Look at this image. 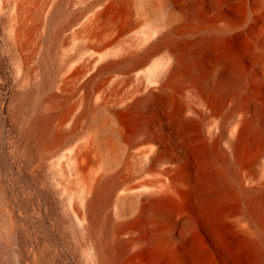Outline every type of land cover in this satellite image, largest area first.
I'll list each match as a JSON object with an SVG mask.
<instances>
[{
	"label": "bare ground",
	"instance_id": "bare-ground-1",
	"mask_svg": "<svg viewBox=\"0 0 264 264\" xmlns=\"http://www.w3.org/2000/svg\"><path fill=\"white\" fill-rule=\"evenodd\" d=\"M157 1L136 19L133 0H94L62 19L58 0L35 23L17 2L18 51L45 27L52 54L70 30L83 40L79 61L42 66L37 79L33 54H17L24 101L49 88L24 136L47 156L67 150L57 171L76 187L65 229L83 264H219L223 220L264 264V0ZM236 36L243 48L223 49ZM3 246L0 231V264H19Z\"/></svg>",
	"mask_w": 264,
	"mask_h": 264
},
{
	"label": "rangeland",
	"instance_id": "rangeland-1",
	"mask_svg": "<svg viewBox=\"0 0 264 264\" xmlns=\"http://www.w3.org/2000/svg\"><path fill=\"white\" fill-rule=\"evenodd\" d=\"M18 1L33 17L34 23L45 22L58 0H0V231L3 247L12 251L19 264H83L74 253L65 229L70 221L75 190L73 174L57 171L58 162L65 163L66 149L57 156L41 152L34 140L24 136V126L30 118L36 100H45L48 85L35 93L34 101L25 102L23 97V71L18 69L17 54H33L28 69L32 77L39 78L40 70H52L66 56L72 55L71 64L81 59L77 48L83 40L72 30L65 33V41L52 54L56 40L51 32L39 29L23 48L13 46L10 37L9 18ZM65 19L69 14L87 8L94 0H66ZM151 0H134L133 19L142 16L140 9L146 8ZM158 4L157 0H153ZM88 10L85 15L88 16ZM90 11V12H89ZM241 16L240 8L229 11ZM85 17V16H84ZM241 37H232L222 44L223 49H242ZM54 55V56H53ZM44 57L43 64L40 60ZM68 68L63 69L62 73ZM49 76V75H48ZM30 78V76H29ZM75 99V98H73ZM49 103L43 102L42 108ZM19 106L20 114L12 116L11 107ZM61 155V156H60ZM58 172V173H57ZM70 175V176H69ZM74 176V175H73ZM230 221L218 225L223 234L222 249L214 262L219 264H249L253 255L243 246L244 239L233 229ZM232 225V226H231ZM220 233V234H221ZM246 244V243H245ZM223 250V251H222ZM223 252V253H221ZM250 252V254H248ZM17 255L19 257H17ZM219 258V259H218ZM221 258V259H220ZM250 264H252L250 262Z\"/></svg>",
	"mask_w": 264,
	"mask_h": 264
}]
</instances>
